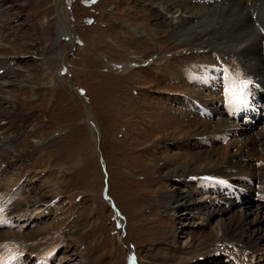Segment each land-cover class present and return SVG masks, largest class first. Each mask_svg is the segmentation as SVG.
I'll return each instance as SVG.
<instances>
[{
  "label": "rangeland",
  "instance_id": "374dc122",
  "mask_svg": "<svg viewBox=\"0 0 264 264\" xmlns=\"http://www.w3.org/2000/svg\"><path fill=\"white\" fill-rule=\"evenodd\" d=\"M157 13L149 0H0V137L10 142L0 144L8 162L0 170V221L9 217L0 226L3 257L29 263L48 248L40 264L55 252L53 264H264V221L243 227L249 243L222 237L234 236L223 233L229 217L264 218L261 199L252 213L250 195L238 197L246 207L218 196L248 184L227 181L220 191L215 179L225 176L171 174L198 152L235 154L227 166L264 167V124L236 137L215 134L211 143L210 133L230 124L200 116L219 67L230 78L245 73L240 58L175 39ZM258 129L262 141L237 152L236 142ZM172 192L192 198L175 206L166 198ZM16 239L19 249L4 246Z\"/></svg>",
  "mask_w": 264,
  "mask_h": 264
},
{
  "label": "bare ground",
  "instance_id": "6f19581e",
  "mask_svg": "<svg viewBox=\"0 0 264 264\" xmlns=\"http://www.w3.org/2000/svg\"><path fill=\"white\" fill-rule=\"evenodd\" d=\"M202 1L205 0H200V2H196L194 0H149L151 6H153L157 10L158 12L157 16L160 17V20L163 22V24L171 28L172 36L175 39L176 38L177 40L180 39L181 42L189 41L196 48L197 46L201 47L203 45H206L215 48L220 47L223 50L232 51L234 52V54L236 53L240 58V62L242 64L241 68L245 72L243 73L245 79L247 78L249 80L257 79L258 83L261 84V80L259 79L264 77V0H210V2L205 1V3H202ZM212 2L218 4L213 5ZM257 13L260 14L262 13L258 22L256 21L255 18ZM142 33L143 34H139V36L140 35H143L142 37L147 36L146 31H142ZM188 66L192 70L197 67L194 64H190ZM210 67H214V66H210ZM179 68L177 70L176 75L179 76L182 75L184 76L185 79L188 80L189 79L188 70L186 68L180 70ZM218 70H221V68H218ZM226 77H228V75L226 76V72H225L221 78V80H223L222 81L223 83L229 81V79L228 81H226L227 80ZM201 81L202 83L205 82V80H201ZM208 91L210 92L211 95L210 101L212 103V101L215 100L214 98L220 95V90H218V88H215L213 87V85H211V88ZM216 94L217 96H215ZM246 97L248 98L247 100H249V97L247 95ZM211 103L201 105L203 106V108L201 110L200 116L204 118L205 115L210 116L214 114L217 119V115L219 114L220 115V117L218 118L219 121L228 122L230 124V130L226 131V133H223L221 128L220 129L218 128L219 130H213L215 132L214 134L210 133L209 135L210 139L208 141L214 143L211 140V137L213 135L215 136V134L219 137V135L223 136L229 133H234L239 135L241 133L248 131L247 128L244 127L242 129V127L240 125H237L236 122L225 117L223 112L220 111L221 109L220 106H218L217 108L216 107L212 108L213 111H209L210 109L208 110L207 105ZM204 106L206 108H204ZM196 111L194 110L193 112ZM215 121L211 120V122H215ZM200 122L204 123L201 120ZM204 124L208 126V123H204ZM262 129H264V126L262 127ZM262 129L260 130L258 129L260 132L244 137L241 141H237L236 142L238 143V146L236 147L238 150L237 152L245 151L246 147H250L253 145L252 141L254 140L258 141V143L262 141L258 137H255V135H260L261 137L263 136L261 135V132H263ZM208 141H206L205 145H208ZM9 143L10 142L8 141L6 142L2 141V138L0 137V144L8 145ZM205 145H203V147ZM256 148L258 150V145L256 146ZM212 152L211 154L215 156L214 158L211 156L210 153H206V152H198L191 154L189 158L185 159L184 162L181 163L180 165H177L176 168L171 172L172 178L175 177L185 178V176L199 178L203 175L209 177H218L219 175H222L225 177H223L220 180H217L219 181L220 184H224L222 185V187L225 186L226 183H230V182L246 183L250 186L249 190L240 187L238 191H236V193L229 191H222L220 193L219 191L220 195L218 196L221 199L225 198L226 200H230V203L233 206H235L236 202L234 199L231 198L233 195L236 197H239V195H241L249 198L250 197L249 195L253 196L260 191L261 194L260 197L258 199H255L257 200V203L255 204L253 201V204L249 206V209L252 208L251 209L252 213H254L253 212V210H255L254 206L256 205L260 206V202H261L260 198L264 196V167L262 169L257 168L255 166H252V164L247 165L246 164L247 162H245L244 164L241 161L235 162V164L231 166H227L225 164H227L228 161H230V159H233L236 156L235 154L231 156V155H224L223 153H217V151L216 153L214 151ZM209 155L211 156L210 158ZM201 162H204V164L202 165ZM7 163L8 162L4 157H0V170L2 169V164L5 166ZM208 164L210 167H207ZM242 172H246L247 177L232 176L235 174H240ZM248 181L249 183H247ZM245 192H247V194H245ZM166 194H167L166 198L169 204L175 205L177 203V205L175 206L185 204L186 202H189L190 198H192V194L189 192H186L183 195L180 193L177 194V192L166 193ZM179 199L181 201H179ZM208 199H212V198H208ZM177 200L179 202H177ZM249 200L252 201L253 198L247 199L248 203L250 202ZM241 202H243L242 205H244V200H242ZM246 206L247 205H244V207ZM172 208L174 209L176 207H172ZM204 208L207 209L208 206H204L203 209ZM17 210H19L17 207L12 209V211H17ZM3 211L4 210H1L0 214H2ZM215 213H217V211L214 212L213 214ZM180 215L182 214L180 213ZM261 221H264V218L261 219L258 216L257 218L255 217L254 220L252 221L247 220L245 214L241 215V217L238 218L237 220H234L232 217H229L228 223H226L227 225H225V228L223 229L224 230L223 233L230 232L234 234V236L231 237L223 234L222 237L226 239L228 238L234 240L236 235L238 236V238H236L238 242L249 243L250 241L246 239V237L249 235H246L245 232H242L243 227H245V225H251V223L257 224ZM258 230L259 229H257L256 231Z\"/></svg>",
  "mask_w": 264,
  "mask_h": 264
},
{
  "label": "snow or ice",
  "instance_id": "6c2138e0",
  "mask_svg": "<svg viewBox=\"0 0 264 264\" xmlns=\"http://www.w3.org/2000/svg\"><path fill=\"white\" fill-rule=\"evenodd\" d=\"M226 71V70H222ZM229 79V83L225 85V95L228 98V103L232 105H240L244 103L243 99V85H237L234 80L230 77H226ZM2 222V221H0Z\"/></svg>",
  "mask_w": 264,
  "mask_h": 264
},
{
  "label": "water",
  "instance_id": "95a60500",
  "mask_svg": "<svg viewBox=\"0 0 264 264\" xmlns=\"http://www.w3.org/2000/svg\"><path fill=\"white\" fill-rule=\"evenodd\" d=\"M88 122H89V124H93L92 121H91L90 119L88 120ZM93 141H94V144H95V148H96V150H97V153H98V155H99V158H100V160H101L100 152H99V150H98V145H97V134H95Z\"/></svg>",
  "mask_w": 264,
  "mask_h": 264
}]
</instances>
